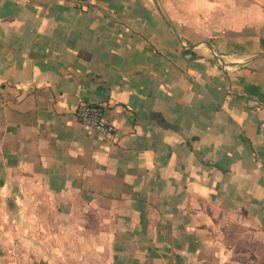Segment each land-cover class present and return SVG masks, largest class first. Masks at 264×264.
<instances>
[{
  "label": "crops",
  "instance_id": "0c3cea01",
  "mask_svg": "<svg viewBox=\"0 0 264 264\" xmlns=\"http://www.w3.org/2000/svg\"><path fill=\"white\" fill-rule=\"evenodd\" d=\"M2 215L94 264H264V0H0Z\"/></svg>",
  "mask_w": 264,
  "mask_h": 264
},
{
  "label": "rangeland",
  "instance_id": "374dc122",
  "mask_svg": "<svg viewBox=\"0 0 264 264\" xmlns=\"http://www.w3.org/2000/svg\"><path fill=\"white\" fill-rule=\"evenodd\" d=\"M32 225L31 221L7 220L3 215L0 216V264H78L81 255L83 261L88 260L90 264L96 261L105 262L108 259L107 253L98 256L92 252H49L45 247L39 246L41 242L47 244L49 238L33 236ZM20 227H25L24 234L17 236Z\"/></svg>",
  "mask_w": 264,
  "mask_h": 264
},
{
  "label": "built area",
  "instance_id": "2783aa9c",
  "mask_svg": "<svg viewBox=\"0 0 264 264\" xmlns=\"http://www.w3.org/2000/svg\"><path fill=\"white\" fill-rule=\"evenodd\" d=\"M70 2L79 8H88L93 4V0H60ZM106 110L101 105L81 104L78 117L81 124L89 130L97 132L102 138H113L116 128L110 124L105 117Z\"/></svg>",
  "mask_w": 264,
  "mask_h": 264
}]
</instances>
